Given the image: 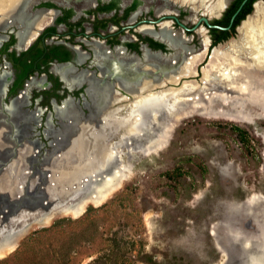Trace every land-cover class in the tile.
Here are the masks:
<instances>
[{"label": "rangeland", "instance_id": "rangeland-1", "mask_svg": "<svg viewBox=\"0 0 264 264\" xmlns=\"http://www.w3.org/2000/svg\"><path fill=\"white\" fill-rule=\"evenodd\" d=\"M137 1L151 7L159 0ZM253 11L254 5L246 20ZM202 61L205 66L208 57ZM239 78L247 92L238 94L237 102L220 100L216 97L220 90L211 89L198 100L160 108L156 122L145 113L146 130L131 141L120 140V133L111 135L119 153L111 168L114 188L103 199L97 196L107 189L106 173L88 175L83 183L84 177L78 175L84 168H76L77 176L68 180L72 178L68 169L57 170L51 164L60 158L62 151L56 146L69 125L60 112L56 111L62 133L44 156L45 150L37 153L36 143L21 137V127L16 140L5 135L8 146L0 145V247L12 241L16 247L0 262L20 251L33 232L60 219L88 217L44 241L36 250L39 258L9 264H60L58 255L64 251L73 252L71 264H264V73L243 68ZM236 126L248 132V149L234 131ZM4 128L9 132L6 124ZM39 129L34 131L37 137L43 128L38 133ZM17 140L19 151L2 153ZM41 143L45 146L46 141ZM84 185V189L93 185L98 204L88 203L83 214L74 217L52 214L69 205L50 208L53 199L72 198ZM47 198L51 203L43 204ZM27 209L40 216L21 221ZM74 230L80 232L79 242L71 248ZM246 242L249 249L243 246Z\"/></svg>", "mask_w": 264, "mask_h": 264}, {"label": "flooded vegetation", "instance_id": "flooded-vegetation-1", "mask_svg": "<svg viewBox=\"0 0 264 264\" xmlns=\"http://www.w3.org/2000/svg\"><path fill=\"white\" fill-rule=\"evenodd\" d=\"M229 1L211 16L202 8L193 12L192 7L173 2L165 6L164 0L151 7L139 6L137 0L129 4L121 0H32L28 13L41 14L29 35L22 33L25 27L18 21L0 30V122L10 128L4 132L16 140L21 127V137L35 142L37 153L45 150L44 156L62 133L56 111L67 122L71 110L82 120H98L100 105L91 91L92 82L103 87L110 84L119 96L131 100L113 80L115 66H123L128 73L150 66V73L158 75L160 66L170 68L203 50V37L208 39L209 51L238 38L243 19L236 24L240 12L231 24L236 0ZM203 17L208 23L201 21ZM167 22L171 31L183 35L186 44L177 47L160 36L161 25ZM39 128H43L41 133ZM18 142L2 153L19 151Z\"/></svg>", "mask_w": 264, "mask_h": 264}, {"label": "bare ground", "instance_id": "bare-ground-1", "mask_svg": "<svg viewBox=\"0 0 264 264\" xmlns=\"http://www.w3.org/2000/svg\"><path fill=\"white\" fill-rule=\"evenodd\" d=\"M31 1L0 0V30L5 28L8 22L18 21L25 27L22 33L29 35L34 29L37 18L41 14L38 12L32 16L28 13ZM65 1L69 2L72 0ZM164 1H166L165 6H169L170 2H173L174 4H181V6H190L193 12H197L199 8H202L205 14L213 16V14L224 8L228 0H216V2L215 0ZM161 11L166 12L167 10ZM169 24L167 22L161 25L160 36L169 40L172 45L177 47L178 45L186 44V39H184L183 35L181 36L171 31ZM238 32V38L232 40L226 46L216 47L211 51L208 50V39L203 37V50L192 53L189 57L187 56L188 58L185 57L186 59L182 60V63L174 64L175 66H171L170 68L160 66L158 68L160 72L158 75L150 73L152 69L150 66L140 71H133L132 73H128L121 65L115 66L113 69L114 73H112L113 80H115L118 87L132 97V101L126 97L119 96L110 84L103 87L100 84L92 82L91 91L96 103L98 102L100 105H98L100 107L99 116L98 118L96 117L98 120L94 122L82 120L79 117L80 115L78 116L74 110L68 111L69 125L67 133L61 137L59 146H56L57 150L62 151L60 158L58 157L50 163L60 168H57V170L68 169L69 174L72 175V178H68V180H72L73 177L77 176L76 168H82L81 170L84 168L82 173H80L81 171L78 172L80 173L78 176L82 175L81 178L84 177L83 183H85V178L88 175L97 177L98 175H102V173H106L108 179L104 184V188L107 189L103 192H98L97 196L101 199L105 198L112 192L113 189L111 187L114 188L115 175L111 168L113 160L118 157L119 153L113 141L111 142L109 139L111 135L120 133L117 136L120 140L131 141L146 130L144 124L145 113L149 112L151 118L154 117L152 121L156 122L159 118L158 111L160 108L165 106L172 108L179 105L182 101L198 100L205 92L211 89L220 90V93H216V97L220 100H228L230 103L237 102V95L247 92L246 87L243 88L244 85L238 83L241 80L239 77L242 69L256 68L264 73V0L255 2L252 15L242 23ZM206 56L208 57V62L205 66L203 64L201 66L200 61ZM197 77L200 80H195ZM78 81L76 80V82ZM227 93H231L232 95L228 96ZM119 104L120 106L118 107L117 105ZM59 111L61 110L59 109ZM86 119L88 120V118ZM4 125V122L0 125V145L4 144V146H8L9 137L5 136L7 133L3 130L5 129ZM167 135L169 134L167 133ZM82 159L85 160L80 162ZM54 170L56 171V169ZM61 176V174L58 176L60 177L59 180H61ZM87 179L91 181L89 178ZM121 182L122 179H120ZM84 188H86L85 185L72 198L67 195L59 196L53 200L47 198V202L43 204L48 205L51 203V200L52 206L50 208H53L55 205L58 207L69 204L64 210L59 209L52 214L78 216L83 212L88 203L98 204L99 201L98 198L92 195L91 188ZM54 201L59 204H54ZM27 211L28 215L21 219V221L37 217L41 213L39 211L36 212L37 210L32 211L31 209H27ZM38 221L40 222V219L36 222ZM15 247V241L1 246L0 258L12 253Z\"/></svg>", "mask_w": 264, "mask_h": 264}, {"label": "trees", "instance_id": "trees-1", "mask_svg": "<svg viewBox=\"0 0 264 264\" xmlns=\"http://www.w3.org/2000/svg\"><path fill=\"white\" fill-rule=\"evenodd\" d=\"M242 1L243 0H236L235 1L233 13L238 9V7L242 3ZM256 1L257 0H248L246 5L242 9L241 17L237 20L236 24L240 23V21L242 19H245L246 16L252 12L253 4ZM234 131L237 133V136H238L239 140L241 141V143L243 144V146L248 149L250 146V143H251L248 132L246 130L238 127V126H236L234 128ZM84 220L85 221L88 220V217H86L85 219L80 220V221H71V220H67V219H60V220L56 221L49 228H44L42 230L33 232L28 238H26L23 241L20 251H18L11 259L1 261L0 264H9L14 260H15L14 262L24 261L25 258H28L31 256H33V258H39L40 254L36 250L41 248L40 245L45 244L44 241H47V239L49 237H51L52 235L60 234L64 230L65 226H69L70 224H75L78 227L81 223L85 222ZM88 222H90L89 223L90 226H94L92 220H89ZM78 231H76V230L73 231V237L71 239V245L72 244L73 245L71 246V248H73L74 244H77L79 242L78 238H79L80 232H78ZM82 233H81V235H82ZM72 255H73V252L71 253V251L61 252L58 255L59 263L60 264H71L72 263ZM52 257H54V255ZM97 262H98V259H97ZM113 264H115V263H113ZM123 264H126V263H123Z\"/></svg>", "mask_w": 264, "mask_h": 264}, {"label": "water", "instance_id": "water-1", "mask_svg": "<svg viewBox=\"0 0 264 264\" xmlns=\"http://www.w3.org/2000/svg\"><path fill=\"white\" fill-rule=\"evenodd\" d=\"M247 2H248V0H243V1H242V3L240 4V6L238 7V9L236 10L235 14L233 15V17H232V19H231V24L234 22L235 18H236L237 15L242 11L243 7L246 5ZM254 4H255V3H254ZM245 20H246V19H243V20L241 21V23H240V25H239L238 28L241 27L242 23H243ZM201 21H204V22L208 23V20H207L206 17H203V18L201 19ZM217 47H218V46H217ZM213 48H216V46L213 47ZM213 48H212V49H213ZM16 156H17V155H16ZM16 156H14V158H15ZM243 246L247 248V246H248L247 242L244 243Z\"/></svg>", "mask_w": 264, "mask_h": 264}]
</instances>
